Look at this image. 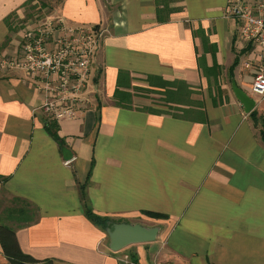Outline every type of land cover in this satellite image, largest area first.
Instances as JSON below:
<instances>
[{
  "label": "crops",
  "instance_id": "1",
  "mask_svg": "<svg viewBox=\"0 0 264 264\" xmlns=\"http://www.w3.org/2000/svg\"><path fill=\"white\" fill-rule=\"evenodd\" d=\"M35 2L0 0V57L18 52ZM58 2L45 16L104 33L91 103L57 123L61 143L35 111L32 78L0 72V209L16 199L36 214L15 228L21 251L53 264H264V98L250 94L255 50L223 19L227 0ZM86 209L159 232L115 253Z\"/></svg>",
  "mask_w": 264,
  "mask_h": 264
},
{
  "label": "built area",
  "instance_id": "2",
  "mask_svg": "<svg viewBox=\"0 0 264 264\" xmlns=\"http://www.w3.org/2000/svg\"><path fill=\"white\" fill-rule=\"evenodd\" d=\"M222 17L236 21L240 39L255 50L258 67L250 94L264 98V0H227ZM103 33L99 27L70 24L61 16L31 20L23 27L16 55L0 57V72L19 71L32 78L41 97L35 111L47 122L76 120L91 103L88 84ZM251 66L245 63V69Z\"/></svg>",
  "mask_w": 264,
  "mask_h": 264
},
{
  "label": "trees",
  "instance_id": "3",
  "mask_svg": "<svg viewBox=\"0 0 264 264\" xmlns=\"http://www.w3.org/2000/svg\"><path fill=\"white\" fill-rule=\"evenodd\" d=\"M31 9L32 7L30 8V10ZM30 14L31 13H29V16L34 15ZM203 69L204 71H207L205 70L206 68ZM117 93L118 92H116V94ZM250 115L253 119H255L256 122H258V118L256 117L254 111H252ZM260 126V138L264 141V122H260ZM43 127L50 137H52L55 141L61 143V138L57 134V123L46 121ZM12 203V208H7L4 210V217L2 221H0V247L6 260L9 262V264H53L51 260L37 261L21 251L17 242L15 228H22L32 224L35 221L36 214L35 210L31 208L29 204L21 200L14 199ZM143 214L149 218L156 220L166 219V216L152 212H144ZM85 216L91 223L98 226L103 231H105V229L112 224L122 223L121 221H115L108 218H101L99 216H96L89 209H86ZM4 220L9 221L11 226L4 224Z\"/></svg>",
  "mask_w": 264,
  "mask_h": 264
},
{
  "label": "water",
  "instance_id": "4",
  "mask_svg": "<svg viewBox=\"0 0 264 264\" xmlns=\"http://www.w3.org/2000/svg\"><path fill=\"white\" fill-rule=\"evenodd\" d=\"M231 89L235 99L241 104L245 114L251 113L256 102L254 98L237 87L231 81ZM159 232V227H144L139 224L115 223L105 229L108 237V248L112 252H119L128 246L154 242Z\"/></svg>",
  "mask_w": 264,
  "mask_h": 264
},
{
  "label": "rangeland",
  "instance_id": "5",
  "mask_svg": "<svg viewBox=\"0 0 264 264\" xmlns=\"http://www.w3.org/2000/svg\"><path fill=\"white\" fill-rule=\"evenodd\" d=\"M35 1L36 2L34 3V5H32V9H31V14H34L33 18L31 19L33 22L39 20V18H36L38 16H41V18H43L45 15H51L54 9L59 5L58 2L59 0H35ZM11 206H13V203L10 204V202L8 201L2 203V207L0 209V211H2V215L4 210L6 208H12Z\"/></svg>",
  "mask_w": 264,
  "mask_h": 264
}]
</instances>
